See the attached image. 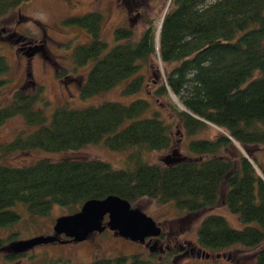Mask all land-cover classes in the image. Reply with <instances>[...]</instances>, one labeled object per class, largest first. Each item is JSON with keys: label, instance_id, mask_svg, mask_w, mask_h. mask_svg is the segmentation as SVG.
Returning <instances> with one entry per match:
<instances>
[{"label": "trees", "instance_id": "1", "mask_svg": "<svg viewBox=\"0 0 264 264\" xmlns=\"http://www.w3.org/2000/svg\"><path fill=\"white\" fill-rule=\"evenodd\" d=\"M24 1L0 0V17ZM101 19L95 11L66 19L90 35L72 51L74 70L92 62L80 86L81 98L123 81V94H137L147 85L141 69L156 50L166 73L158 75V88L149 97L60 105L50 114L41 85L34 92L14 91L0 105V126L19 115L35 129L0 143V227L18 223L23 211L43 217L58 205L74 213L85 201L108 195L124 198L135 208L145 197L198 212L212 209L224 187L225 206L244 225L236 228L225 216L207 213L197 229V244L213 251L241 245L254 249L255 263L264 264V163L251 152L253 145L264 144V0H170L159 29L149 22L136 39L131 29L117 27L111 47L101 38ZM8 71L0 55V87ZM62 74L68 75L57 72L58 77ZM161 95L171 107V121L152 108V99ZM209 124L224 133L188 140V153L172 163H149L138 152L127 156L124 167L100 159L42 158L25 165L5 159L14 151L60 152L100 142L112 150H167L173 143V125L194 135ZM128 261L163 264L140 254L98 257L90 264Z\"/></svg>", "mask_w": 264, "mask_h": 264}, {"label": "rangeland", "instance_id": "2", "mask_svg": "<svg viewBox=\"0 0 264 264\" xmlns=\"http://www.w3.org/2000/svg\"><path fill=\"white\" fill-rule=\"evenodd\" d=\"M170 0H26L16 8L0 17V55L9 65L4 76L6 83L0 87V105L8 102L16 90L34 92L36 85L43 87L44 96L50 105L47 113L57 106L84 107L105 101L128 103L136 97H149L158 88L159 76L166 73L156 50L149 57L141 72L147 85L137 94H123L126 81L111 89L91 97L81 98L80 86L92 64L74 70L72 51L77 44L90 40L88 32L66 22L72 16L83 15L89 11L99 12L101 19V38L111 47L114 44V30L126 27L139 38L153 22L157 29ZM15 33V34H13ZM57 72L68 73L61 77ZM171 98L180 107L177 97ZM152 108L157 109L169 121L172 116L164 96L152 99ZM173 143L167 150H148L144 147H131L126 150H112L103 143L87 144L77 150L48 152L41 149L14 151L6 156V161L14 165H25L38 159H100L114 167H124L127 156L138 152L142 160L149 163H172L181 155L187 154L186 143L190 139H213L222 129L209 124L194 135H186L179 126H172ZM35 126L27 125L19 115L7 119L0 126V143L12 140L18 133H29ZM239 148V145L235 143ZM232 151V150H231ZM251 152L264 163V144L253 145ZM230 153V151H229ZM224 187L219 200L209 210L188 213L178 210L172 203L159 204L152 199L142 198L137 202L138 209L151 216L160 226L163 236L147 238L144 243L120 236L116 231L105 229L95 232L83 241L51 242L36 245L27 251L7 259L11 252L10 244L37 235L54 234L52 226L58 216L70 213L67 207L55 205L43 217H30L22 212V219L11 226L0 227V264H49L52 261H70L73 264H90L98 257L140 254L142 258L163 264H256L254 249L233 245L226 249L213 251L203 249L197 244V229L207 213L226 217L229 224L240 228L244 225L237 215L228 211L223 202ZM61 238H63L61 236ZM150 247H152L150 249ZM129 264V261L126 263Z\"/></svg>", "mask_w": 264, "mask_h": 264}, {"label": "water", "instance_id": "3", "mask_svg": "<svg viewBox=\"0 0 264 264\" xmlns=\"http://www.w3.org/2000/svg\"><path fill=\"white\" fill-rule=\"evenodd\" d=\"M52 229V235H37L13 242L9 246L11 252L21 253L36 245L51 242L83 241L89 235L105 229L140 243L161 235L160 226L151 216L117 195L85 201L76 212L58 216Z\"/></svg>", "mask_w": 264, "mask_h": 264}, {"label": "flooded vegetation", "instance_id": "4", "mask_svg": "<svg viewBox=\"0 0 264 264\" xmlns=\"http://www.w3.org/2000/svg\"><path fill=\"white\" fill-rule=\"evenodd\" d=\"M105 219H106V218H105ZM162 233H163V232H162ZM92 235H93V234L89 235V237L92 236ZM62 237H63V239H65L64 236H62ZM66 241H70V240H66ZM151 248H152V247H150V249H151Z\"/></svg>", "mask_w": 264, "mask_h": 264}]
</instances>
